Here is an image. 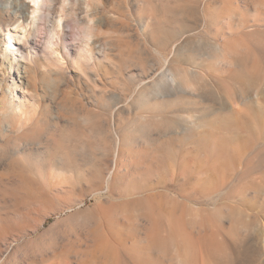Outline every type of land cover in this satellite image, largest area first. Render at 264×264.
<instances>
[{"label":"rangeland","instance_id":"374dc122","mask_svg":"<svg viewBox=\"0 0 264 264\" xmlns=\"http://www.w3.org/2000/svg\"><path fill=\"white\" fill-rule=\"evenodd\" d=\"M99 3L98 69L37 75L57 135H0V264H264V0Z\"/></svg>","mask_w":264,"mask_h":264},{"label":"bare ground","instance_id":"6f19581e","mask_svg":"<svg viewBox=\"0 0 264 264\" xmlns=\"http://www.w3.org/2000/svg\"><path fill=\"white\" fill-rule=\"evenodd\" d=\"M27 1L0 0V135H18V139L24 135H52L51 129H55L53 135L58 132L40 110L39 72L48 74L57 84L60 78H65L71 63L78 73L85 74L98 69L100 56L104 54L96 40L101 25L95 20L100 13L99 0H76V5L86 8L88 19L77 30L78 39L74 38L79 44L71 45L65 28L72 27L73 22L79 24L72 15L74 1ZM145 4L147 8L149 3ZM71 46L76 49L74 58ZM100 118L95 111L85 113L80 119L87 130L60 135H88V132L95 135ZM35 178L40 180L38 174Z\"/></svg>","mask_w":264,"mask_h":264}]
</instances>
